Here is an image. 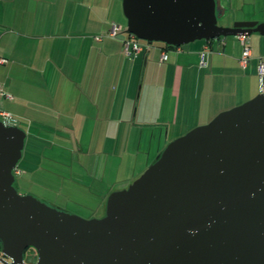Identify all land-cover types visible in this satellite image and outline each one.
<instances>
[{
    "label": "water",
    "instance_id": "1",
    "mask_svg": "<svg viewBox=\"0 0 264 264\" xmlns=\"http://www.w3.org/2000/svg\"><path fill=\"white\" fill-rule=\"evenodd\" d=\"M121 1L126 31L149 44L264 35V22L218 24L230 0ZM25 138L0 120L2 264H29L30 247L35 264H264V91L172 140L102 217L18 192Z\"/></svg>",
    "mask_w": 264,
    "mask_h": 264
},
{
    "label": "crops",
    "instance_id": "2",
    "mask_svg": "<svg viewBox=\"0 0 264 264\" xmlns=\"http://www.w3.org/2000/svg\"><path fill=\"white\" fill-rule=\"evenodd\" d=\"M120 14L119 3L114 0H0V57L7 59L0 64V84L12 96L3 100L2 107L12 115L8 124L26 131L21 158L24 169L29 175L40 174L38 184L46 185L47 191L66 193L73 189L83 198L94 196L97 199L92 208L102 201L99 190H94L101 189L102 176L97 171L87 181L78 178L86 176L84 167L83 173L69 176L71 180L64 174L53 179L41 173L52 170L43 163L56 162L58 152L53 146L63 138L60 131L63 127L75 129L77 121L86 128L89 118L97 115L103 125H110V120L135 125L149 101L146 96L141 103L143 96L136 97L134 85L140 81L143 86L149 70L157 72L153 70L157 60L161 71L170 72V118L179 114V109L188 108L182 121L189 129L261 93L258 66L264 61V49L250 47L246 68L241 65L240 50L223 39L192 43L174 51L165 62L160 61L163 45L129 58L123 53L125 36H106L112 22L123 20ZM97 35L104 38L98 41ZM248 40L246 37V45ZM153 50L159 57L152 56ZM204 51H208L206 65L201 63ZM115 83L119 84L117 91ZM111 100L115 101V118L109 114ZM133 180L125 179L118 185ZM59 198L71 201L61 195Z\"/></svg>",
    "mask_w": 264,
    "mask_h": 264
},
{
    "label": "rangeland",
    "instance_id": "3",
    "mask_svg": "<svg viewBox=\"0 0 264 264\" xmlns=\"http://www.w3.org/2000/svg\"><path fill=\"white\" fill-rule=\"evenodd\" d=\"M114 1H117V3H119V9L121 8V19L123 15V20L118 22L124 27V29H127V18L123 11V2L121 0ZM230 1L231 5L225 15L226 18L219 19V25L231 24L233 21L235 22L240 19H247L241 21H256L258 23L264 22V0ZM112 15L114 16V14ZM126 34L127 33H121L120 35L125 36ZM247 38L249 39L247 41L248 47L264 49V35L254 33ZM217 39H223L228 43L233 44V46L239 49L243 54L244 46L242 41L238 40V36H228ZM212 40L215 39L208 41ZM140 41L143 44L146 43L145 40L140 39ZM201 41L207 42V40L204 39L196 40L179 47H188V45L192 43ZM163 44L164 43L162 42H154L152 44V48L153 46H160ZM174 49L175 48L172 46V48L168 50L169 55H174L176 52ZM152 56L159 57V52L157 50H153ZM156 63L157 66L153 68V70H157V72L154 73V71L149 70L147 73V80L146 82L144 81L145 83L143 82V86L140 81L136 82L134 85L136 97H140V95L143 96L141 103H145L144 98H146V96L149 101L147 108L144 109V111H141L142 114L140 112L135 125L123 122L122 120L117 121V123L110 120V125H103L104 121L97 119V115H94L93 119L92 117L89 118V125L86 128L81 126L79 121H77V124L74 125L75 129L72 130L68 129V127H63L60 131L63 138L60 140L57 139V141H55V145L53 146V150L58 152L56 162L52 163L44 161L43 163L44 167L52 170L48 172H43L41 170V173L46 174L48 178L50 177L53 179L55 178L54 176L57 175L60 176V179L64 174L68 177H66V179L71 180L78 172L83 173L82 167H84L86 176L78 178H82L80 179L81 181H87L90 177H92L93 173L97 171V173L102 176V180L100 179L102 182H99L101 189H96L94 187L95 191L99 190L97 195H100L102 198V201L100 200L101 204L99 207L92 208V204L95 203L97 198L90 195V192H87V190L85 192H87L90 196L86 195L85 198L76 194L73 189H67L66 193H63L61 190H59L58 193L47 191L48 188L45 189L46 185L41 187L38 184L40 174H34L33 172L29 175L24 169L25 162L22 161V159L17 165L18 173L15 175V186L18 189V192L22 195H33L39 199L54 204V206L66 212L78 215L85 219L102 217L105 214L106 202L109 194L111 193L110 190H113V188L120 184L122 180H135L138 178L151 164L155 162L158 155L172 140L184 135L189 130L199 125H203L204 123L196 125L190 129L188 126L183 125L182 118L184 116V112L187 113H185V116L187 117L189 112L188 108L179 109V114L176 113L172 116V119L170 118V72L165 74L161 71L158 60ZM167 63H170V61ZM114 73L116 72L114 71ZM114 73L112 71L113 75ZM118 73L120 74V72ZM142 74L144 77V72ZM118 88L119 84L115 83L114 90L117 91ZM154 100L156 101V104L153 106L152 104ZM244 102L246 101H243L242 103ZM114 106L115 101L111 100V111L109 113L110 118L117 117V111L113 112ZM140 109L142 110L143 107L141 106ZM143 117L148 119L151 118V123H146L148 119H143ZM168 138L169 141L167 140ZM67 149L69 151H67ZM74 153L77 154L74 155ZM77 155H79V159H76ZM49 175H52V177ZM69 176H73V178H69ZM44 192L50 193L43 194ZM65 194L68 196H65ZM58 195H61L62 199L66 198L71 200L70 203L62 201L61 198L57 200L56 198ZM85 202H88L89 204H86ZM86 205L89 207L88 209L85 208ZM102 206L104 207L100 210ZM27 256V261L30 263L34 257L37 256V251L30 248L26 252V259ZM2 257L3 254L0 255V259ZM0 264H2L1 261Z\"/></svg>",
    "mask_w": 264,
    "mask_h": 264
},
{
    "label": "built area",
    "instance_id": "4",
    "mask_svg": "<svg viewBox=\"0 0 264 264\" xmlns=\"http://www.w3.org/2000/svg\"><path fill=\"white\" fill-rule=\"evenodd\" d=\"M123 31H124V29H123L122 25H120L117 22H112L111 27H110L106 36L116 38ZM95 38L98 41H101L104 38V36L103 35H97ZM240 39H241L243 46H244V52L242 54V58H241L240 62H241L242 67L246 68L247 64L249 63L250 58H251V49H250V47H248L246 45V37L244 35H241ZM122 43H123V53L125 56H127L129 58H133V57L137 56L138 54L142 53L143 51H150L152 48V44H149L147 41H146V43L143 44L136 35L129 34V33L122 39ZM172 46L173 45H169V46L164 45L162 47V52H161V56H160L161 62H165L168 60V58H169L168 50L171 49ZM173 47L175 48L174 49L175 51L180 52L182 50V48L179 46H173ZM207 52L208 51H204L201 54L202 65H206V63H207V61H206ZM6 62H7V59L0 57V64L6 63ZM258 77H259V87L261 89V92H263L264 91V61H261L259 63ZM7 98H12V96L10 94H8L4 90L2 85L0 84V120L4 121L6 124H8V121L12 118V115L10 113H8L7 111H5V109L2 107L3 100L7 99ZM35 258H37V257H34L32 262L36 261Z\"/></svg>",
    "mask_w": 264,
    "mask_h": 264
},
{
    "label": "flooded vegetation",
    "instance_id": "5",
    "mask_svg": "<svg viewBox=\"0 0 264 264\" xmlns=\"http://www.w3.org/2000/svg\"><path fill=\"white\" fill-rule=\"evenodd\" d=\"M217 1H224V0H217ZM228 11V10H227ZM220 13V11H218V14ZM221 18H226L225 16H223V15H220L219 16V18H218V23H219V19H221ZM227 20V19H226ZM241 20H237V21H235V22H240ZM234 21L231 23V24H223V25H221V26H230V27H232V26H234V23H235ZM30 248H32V247H30ZM30 248H28V249H30ZM27 249V250H28ZM32 249H34V248H32ZM26 250V251H27ZM37 257V256H36ZM10 260V259H9ZM29 263V262H28ZM36 263V261H33V262H30L29 264H35Z\"/></svg>",
    "mask_w": 264,
    "mask_h": 264
},
{
    "label": "trees",
    "instance_id": "6",
    "mask_svg": "<svg viewBox=\"0 0 264 264\" xmlns=\"http://www.w3.org/2000/svg\"><path fill=\"white\" fill-rule=\"evenodd\" d=\"M120 25H121V24H120ZM122 27H123V26H122ZM123 29H124V27H123ZM126 30H127V29H124V31H123L122 33H127V34H128L129 32H127ZM127 34H126V35H127ZM129 34H131V33H129ZM126 35H125V36H126ZM163 45L169 46V45H167V44H163ZM0 246H1V244H0ZM26 252H27V251H26ZM0 255H2L1 248H0ZM25 256H26V253H25ZM27 259H28V256H27ZM35 259H36V258H35Z\"/></svg>",
    "mask_w": 264,
    "mask_h": 264
}]
</instances>
